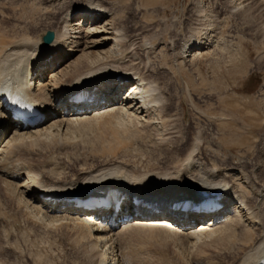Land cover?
<instances>
[{
    "label": "bare ground",
    "instance_id": "bare-ground-1",
    "mask_svg": "<svg viewBox=\"0 0 264 264\" xmlns=\"http://www.w3.org/2000/svg\"><path fill=\"white\" fill-rule=\"evenodd\" d=\"M222 1L226 3L228 17L240 16L247 20L256 13L264 17V0ZM100 2L92 0L82 7L61 10L20 36L0 33V185L6 196L0 222L8 225L3 229L8 252L13 257L7 264H17L19 253L23 254L24 250L18 238L24 237L25 241L29 232L37 233L30 250L37 264H43V258H51L59 238L68 239L81 250L86 257L85 264H138V249L124 243L130 233L139 235L143 247L148 242L157 243L158 239L165 241L181 236L189 242L190 250L199 245L217 248L228 259L227 263L222 259L223 264H264V136L262 140L257 137L264 126V108L250 111L249 118L242 117V127L247 132L236 141L229 139L227 150L234 155L219 166L211 161L206 164L196 157L201 141L194 143L195 151L190 149L174 174L133 172L134 169L118 162L91 172L83 171L74 182L56 181L47 185L39 183L40 178L36 181L39 176L27 172L26 165L19 163L17 158L23 152H33L44 143L70 140L74 135L82 138L92 134L97 154H114L128 148L127 137L134 127L153 123V114L159 116L163 126L169 119L173 120L167 113L169 101L163 87L134 67L127 55L130 50L121 49L122 34L114 25L113 12ZM215 19L218 21L219 16L213 13L207 24L212 41L188 42L180 55L181 61L201 56L211 50L213 43L220 48L224 46L222 38L217 37L224 25ZM50 31L55 34V41L46 46L43 37ZM110 41L114 42L112 54L99 51ZM47 74L50 80L45 84L41 79ZM200 77L206 93L215 91L212 80L208 82L204 74ZM93 85L92 95H97L95 104L69 103V95ZM19 92L23 93L21 100ZM260 94L264 96V88ZM14 104L17 111L34 104L46 120L38 126L26 127L11 111ZM102 189H119L131 201L137 197L143 204L157 207L171 220L162 216L139 217L121 224L119 220L136 213L133 205L127 206L126 216L115 219L74 208L75 199H83V193L96 194ZM214 192L229 204L218 218L182 217L179 220L171 215L174 204L188 199L196 202L197 195L215 196ZM139 213L148 215L145 208ZM103 217L108 223L100 222ZM113 220L117 223L114 227Z\"/></svg>",
    "mask_w": 264,
    "mask_h": 264
},
{
    "label": "rangeland",
    "instance_id": "rangeland-1",
    "mask_svg": "<svg viewBox=\"0 0 264 264\" xmlns=\"http://www.w3.org/2000/svg\"><path fill=\"white\" fill-rule=\"evenodd\" d=\"M91 1L0 0V33L5 36H20L29 30L28 28L42 23L48 17H55L61 10L82 7ZM95 1H101V6L113 12L114 25L122 34L120 47L130 50L127 55L131 57L129 60L134 62V67L139 68L146 78L157 80L160 87H163L161 89L169 101L167 113L173 120L169 119L166 124L169 125L163 126L159 116L153 114V123L147 127H134L127 137L128 148L114 154H97V144L92 134L82 138L74 135L70 140L53 141L49 145L44 143L33 152H23L17 158L19 163L26 165L24 169L27 172L39 176L36 181L40 178L39 183L47 185L56 181H77L76 177L83 171L91 172L118 162L134 169L133 172L174 174L190 149L195 151L194 143L196 145L201 141V148L196 149L199 161L206 164L211 161L218 166L224 164L227 158L234 155L233 151L227 150L230 140L236 141L247 132V129L242 127V117L249 118L250 111L264 108V96L260 94L264 88V17L260 13L247 20L241 19L240 16L228 17L226 3L222 0ZM213 13L219 16L218 21L215 19L216 22L222 21L224 25L222 31L217 32L219 40L222 38L221 41L225 42L224 46L220 48L213 43L211 50L203 52L201 56L187 62L181 61L180 55L188 42L191 43L193 39H200L201 41H198L203 43L212 41L211 34L207 32V24ZM214 42L216 43V40ZM113 45L114 42L110 41L99 51L112 54ZM203 74L208 82H214L215 91L206 93L202 89L200 76ZM49 76L47 74L42 78L45 80L41 81L48 83ZM127 88L124 92H127ZM239 111H244L245 114L241 116ZM263 129L264 126L262 131L257 133L259 140L264 136ZM5 198V190L0 185V212L5 208ZM7 226L6 222H0L1 264L13 260L7 249L3 229H7ZM29 233L25 236V241L24 237L18 238L24 250L23 254L19 253L17 264H37L34 260L36 258L30 256L37 233ZM129 235L124 243H131L134 249H138L134 250L139 257L136 260L138 264L144 261V264L146 261V264L228 262L225 254L221 255L217 248L199 245L197 249L190 250L189 242L181 236L168 239L169 241L161 239L165 242L164 245L158 239L157 243L148 242L143 247L138 234ZM59 239L54 245V253L50 254L51 258H43V264L86 263V257L71 241L66 238ZM155 245L159 246L156 248ZM144 249L148 252L145 253Z\"/></svg>",
    "mask_w": 264,
    "mask_h": 264
},
{
    "label": "water",
    "instance_id": "water-1",
    "mask_svg": "<svg viewBox=\"0 0 264 264\" xmlns=\"http://www.w3.org/2000/svg\"><path fill=\"white\" fill-rule=\"evenodd\" d=\"M55 40V34L53 32H47L43 37V43L48 46L51 45Z\"/></svg>",
    "mask_w": 264,
    "mask_h": 264
}]
</instances>
